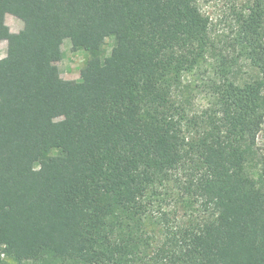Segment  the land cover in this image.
<instances>
[{
  "label": "trees",
  "instance_id": "16d2710c",
  "mask_svg": "<svg viewBox=\"0 0 264 264\" xmlns=\"http://www.w3.org/2000/svg\"><path fill=\"white\" fill-rule=\"evenodd\" d=\"M198 3L0 0V264H264V0L223 48Z\"/></svg>",
  "mask_w": 264,
  "mask_h": 264
},
{
  "label": "rangeland",
  "instance_id": "374dc122",
  "mask_svg": "<svg viewBox=\"0 0 264 264\" xmlns=\"http://www.w3.org/2000/svg\"><path fill=\"white\" fill-rule=\"evenodd\" d=\"M254 3L255 0H199V8L202 14L209 19L211 36L219 47L223 48L228 46V43L235 34L236 13L244 10L247 6H253ZM4 25L11 33H17L21 28L20 21L12 16H8L4 19ZM112 41V38H107L105 40V56H108L110 53ZM7 46L6 41H0V58L4 57ZM61 50L62 59L54 64L56 79L80 80L85 69L87 59L86 53L83 51H72L71 43L68 39L61 41ZM240 69V73L250 72L246 65H241ZM185 85L191 91L190 97L194 112L199 113L209 106L210 100L204 90L201 88H194V86H200V81L197 77L186 78ZM256 143L259 152L264 156V122L261 131L257 135ZM194 206L193 209L197 208L196 205ZM162 209L170 214L169 223L171 224L175 222L174 219L176 222H180L187 218L184 213L185 208L180 206V204H175L174 201H169L168 205L164 206ZM196 214L197 213L194 212V216Z\"/></svg>",
  "mask_w": 264,
  "mask_h": 264
},
{
  "label": "crops",
  "instance_id": "0c3cea01",
  "mask_svg": "<svg viewBox=\"0 0 264 264\" xmlns=\"http://www.w3.org/2000/svg\"><path fill=\"white\" fill-rule=\"evenodd\" d=\"M9 15H7L6 17H8ZM6 17H5V19H6ZM5 53H6V50H5ZM5 56V55H4ZM1 59V58H0Z\"/></svg>",
  "mask_w": 264,
  "mask_h": 264
}]
</instances>
